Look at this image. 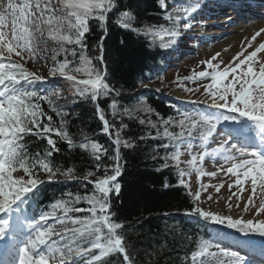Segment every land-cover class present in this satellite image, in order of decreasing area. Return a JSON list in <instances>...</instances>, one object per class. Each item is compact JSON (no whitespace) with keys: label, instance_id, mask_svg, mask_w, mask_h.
<instances>
[{"label":"snow or ice","instance_id":"1","mask_svg":"<svg viewBox=\"0 0 264 264\" xmlns=\"http://www.w3.org/2000/svg\"><path fill=\"white\" fill-rule=\"evenodd\" d=\"M158 7L168 27L136 26L135 12L122 0H0V241H7L2 264H137L136 253L126 241L128 226L119 220L111 202L112 195L118 197L121 192L117 180L122 175L121 149L135 148L137 139H145L143 135H122L129 129L124 117L156 129L155 136L149 138L161 141L157 148L164 154L156 153L152 158L162 161L157 170L173 168L177 186L189 190L192 207L185 215L235 230L245 238L235 241L240 248H250L253 236L264 240V219L258 218L264 215V41L252 43L264 34V28L248 41L252 50H241L227 64L218 60L221 54L216 53L199 62L205 65L203 70H193L191 75L173 81L186 93L202 88L203 99L195 103L212 111H179L178 118L167 119L157 114V122L138 117L140 112H153L144 99L121 110L112 98L108 104L110 120L100 105L102 98L120 95V89L107 82L104 59L110 14H115L111 18L115 26L169 48L191 30L201 2L158 0ZM93 28L100 36L96 43L89 44V38L95 35ZM29 61L47 67L48 75L27 68ZM56 78L67 86L53 83L50 88L37 90L38 84ZM186 82H197L198 86L187 87ZM62 99L65 103H91L102 123L100 132L112 147L86 133L76 142L68 130L70 113L57 103ZM49 113L59 117V124ZM53 135L69 150L87 153L92 167L86 166L81 174L74 165H57L53 157L61 149ZM30 137L46 142L42 151L30 150ZM185 154L189 158L182 160ZM209 161L218 165L216 172L205 171ZM218 172L229 179L235 177L228 184L229 190L236 186L243 193L247 191L245 184H250L242 211L253 218H234L199 206L201 192L208 185L200 184L193 194L185 177L195 173L199 180ZM45 182H75L80 190L66 191L36 211L33 206L38 205L40 187ZM221 186H214L217 193ZM232 196L238 202L241 199L236 192ZM232 207L228 204L229 211ZM223 238L225 234L219 233L218 239ZM185 239L195 250L183 255L181 264H256L247 254L210 239Z\"/></svg>","mask_w":264,"mask_h":264},{"label":"trees","instance_id":"2","mask_svg":"<svg viewBox=\"0 0 264 264\" xmlns=\"http://www.w3.org/2000/svg\"><path fill=\"white\" fill-rule=\"evenodd\" d=\"M123 5H128L137 16L136 26L167 24L163 19V11L158 7V0H122ZM110 14L107 36L104 40V59L107 65V82L120 89V95L115 93L107 99H101L100 105L111 120V109L108 104L112 98L117 101L121 110L135 106L142 98L153 109L151 114L140 112L141 119L177 118V113L172 108V103L167 101L165 95L171 89L160 88L159 91H144L137 95H129L144 81H151V74L163 56V48L159 43L152 44L150 37L143 34L137 35L126 31L112 23ZM95 35L89 38V44H94L99 39L100 33L93 28ZM63 59V57H59ZM63 105V111L69 112L67 117L68 130L76 142L86 133L90 138L97 139L106 147H112L107 136L100 132L102 123L95 115L94 107L89 102H68ZM47 111V105H44ZM53 121L59 124V117L55 113ZM124 123L129 125L122 135L125 138H138L143 135L144 140H136V147L121 149L122 175L117 178L121 184V192L117 197L112 195V210L117 213L119 220L128 226L126 241L131 250L136 253L137 264H181V257L190 254L194 246L185 239L186 236L194 238L195 233L183 222L181 214L192 207L191 197L187 189L177 186L178 176L173 168L157 170L162 161L153 160V155L164 154V150L157 148L160 140L151 139L155 136L156 129L141 126L138 121L124 117ZM162 131V128L160 129ZM178 131V129H174ZM33 142L30 150L36 152L43 149L46 142L30 137ZM58 141L61 151L55 153L53 160L62 168L74 165L82 174L85 167L91 168L87 153L82 150H69L64 142L53 135ZM171 151V149L169 150ZM171 163V162H169ZM43 178V175H42ZM89 189L91 185L88 186ZM45 198L54 201L66 191H77L75 182L49 183L44 186ZM80 207H86L81 204ZM112 259H115L113 257ZM122 260V257H120Z\"/></svg>","mask_w":264,"mask_h":264},{"label":"rangeland","instance_id":"3","mask_svg":"<svg viewBox=\"0 0 264 264\" xmlns=\"http://www.w3.org/2000/svg\"><path fill=\"white\" fill-rule=\"evenodd\" d=\"M234 31H232L229 34L223 35L224 37L211 40L207 44H205L203 41H188L185 40L182 43H186L184 47H187L189 49H193L194 53H191L188 56L183 57L182 59H178V65L170 68L165 76H163L161 79L156 78V84L155 87H161L166 86L167 88L174 89L175 91L173 93L174 96L182 97L184 96L181 92L186 94L181 88H178L173 81L176 80L177 77H185L188 74H192L193 70L199 71L203 70L205 67L202 65H199L200 61H206L210 59L214 54L220 53V57H218V60H223L225 64H227L233 56H235L238 52L241 50H247L250 51L248 47V41L245 40V36L247 37L249 34L252 36V32L254 29L251 26L244 29L243 27L238 28L236 24H232L227 26ZM223 29H217V28H202L199 29V32L202 36L205 38L212 35H218L222 33ZM201 37V36H200ZM253 44H256L255 42H252ZM51 47V42L50 46ZM216 61H214L215 63ZM47 65L51 66V60L49 59L47 61ZM199 65V67H198ZM26 67L29 68L32 71H39L40 74H43L44 76L48 75L47 67H42L41 63H33L29 61L26 64ZM223 67V65H221ZM158 82V83H157ZM205 82V81H203ZM152 83L149 85L146 84V86H151ZM154 85V84H153ZM145 86V85H144ZM174 86V87H173ZM187 87L196 88L198 85L197 83L189 84V82H186ZM203 89L201 88L200 91L195 92L194 98L202 100L203 96L201 95ZM190 94V93H188ZM187 95V94H186ZM196 151V149H194ZM189 157L185 154L181 157L182 160H186ZM205 171L206 172H216L218 165H214L212 163L206 162L205 165ZM223 172H218L216 176L209 177V176H203L199 180H197L196 174L193 173L190 177H185L186 180L189 181L191 192L194 194L195 191L199 188L200 184L208 185V188L206 191L201 192V200L198 202L199 206L203 208L204 210H210L217 213H222L225 215H232L234 218L237 216H242L244 219H251L252 214L251 213H244L243 206L244 203L247 201V197L250 195L251 188L250 184H245V188L247 191L240 193L238 187L233 186L231 190L228 188L229 183H233L235 180V177H231L229 179L228 176L222 175ZM230 175V174H229ZM220 191L217 193L214 186H220ZM232 192H236L241 199L239 202L237 201L236 196H232ZM211 196V200L208 199V197ZM231 196V200L228 198ZM237 203H239V207H236ZM256 203H259V200H256ZM228 204H231L233 207L231 211L228 209ZM259 219H264V215H261L258 217ZM214 250V249H213Z\"/></svg>","mask_w":264,"mask_h":264},{"label":"bare ground","instance_id":"4","mask_svg":"<svg viewBox=\"0 0 264 264\" xmlns=\"http://www.w3.org/2000/svg\"><path fill=\"white\" fill-rule=\"evenodd\" d=\"M253 27H254L255 30H256V29L263 28L264 25H263V24H260V25H254ZM229 33H230V32H229ZM249 35H250V34H249ZM249 35H248L247 37L245 36V40H246V41H249V40L251 39V38L249 37ZM221 37H224V36H221ZM221 37H220V38H221ZM214 38H217V37L214 36V37H212L211 39H214ZM263 40H264V34H262L261 37H258L257 40L254 41V42H256V43L258 44L259 42H261V41H263Z\"/></svg>","mask_w":264,"mask_h":264}]
</instances>
